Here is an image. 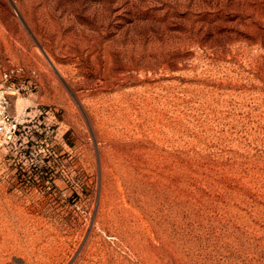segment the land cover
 <instances>
[{
    "label": "rangeland",
    "instance_id": "obj_1",
    "mask_svg": "<svg viewBox=\"0 0 264 264\" xmlns=\"http://www.w3.org/2000/svg\"><path fill=\"white\" fill-rule=\"evenodd\" d=\"M0 64V264H264V0H0Z\"/></svg>",
    "mask_w": 264,
    "mask_h": 264
},
{
    "label": "built area",
    "instance_id": "obj_2",
    "mask_svg": "<svg viewBox=\"0 0 264 264\" xmlns=\"http://www.w3.org/2000/svg\"><path fill=\"white\" fill-rule=\"evenodd\" d=\"M24 74L23 67L4 68L0 64V146L9 145L17 138L19 124L10 114V97L27 91V84L21 80Z\"/></svg>",
    "mask_w": 264,
    "mask_h": 264
}]
</instances>
